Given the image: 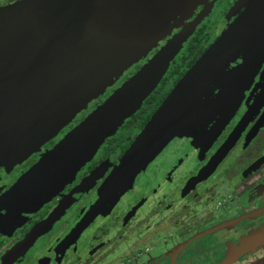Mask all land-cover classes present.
<instances>
[{"label": "flooded vegetation", "instance_id": "1", "mask_svg": "<svg viewBox=\"0 0 264 264\" xmlns=\"http://www.w3.org/2000/svg\"><path fill=\"white\" fill-rule=\"evenodd\" d=\"M67 3L42 0V7L29 15V0H0V11L12 8L11 22L19 23L0 42V86L7 82L2 80L6 72L28 57L29 48ZM249 3L255 5L254 47L246 56L249 43L228 61L225 86L220 93L213 90L204 119L194 123L191 133L168 140L131 183L107 192L123 154L187 69L179 74L184 65L176 58L188 39L201 29L208 47ZM199 13L200 21L139 107L60 188L30 209L10 207L4 197L56 144L54 139L87 112L79 109L55 135L36 141L45 116L47 124L56 118L47 112L53 95L38 98L42 105L31 111L27 105L17 113V93L29 86L27 80L0 102V264H264V242L258 246L250 236L264 226V0H186L169 20L170 32L160 45ZM139 66H131L119 81ZM115 86L104 97L87 101L89 106L99 104ZM3 115L13 117V126L1 127ZM43 222L45 228L12 257L19 242Z\"/></svg>", "mask_w": 264, "mask_h": 264}, {"label": "water", "instance_id": "2", "mask_svg": "<svg viewBox=\"0 0 264 264\" xmlns=\"http://www.w3.org/2000/svg\"><path fill=\"white\" fill-rule=\"evenodd\" d=\"M185 3L186 0H72L57 19L48 22L34 46L29 48L28 57L17 68L6 72L2 80L7 82L0 86V102L14 90H19V84L27 80L29 86L24 87V92L17 93L14 104L17 113L26 111L27 105L31 106L28 108L31 111L33 106L42 105L38 98L53 95V99L49 98L47 112L49 115L55 113L56 118L52 122L50 118L47 124L45 116L40 122L39 131L35 134L36 141H40L87 101L100 94L106 84L114 81L123 71L124 65L133 64L148 51L144 49H152L157 40L169 34V20L179 13ZM41 7L42 0H29V15L32 10ZM254 8L255 5L249 3L175 83L123 154L107 192L129 182L170 138L187 134L186 130L194 125L195 118L188 117L171 127L178 116L199 102L205 87L208 90L216 88L217 84L207 87V81L221 65L232 60L245 43L246 47L251 44L246 56L251 54L256 31ZM14 14L12 8L0 11V33H3L0 42L4 40L5 33L13 32L19 26V23L11 22ZM202 15L199 13L185 25L184 31L182 27L168 38L142 68L113 90L25 171L4 197L6 204L17 209H30L60 188L97 148L103 137L111 135L126 117L121 105L132 92L147 80L149 86L145 85L142 94L145 89L147 92L141 94L138 100L142 101L150 93ZM45 65L46 69H37ZM57 82L60 86L55 84ZM54 88L57 90L52 94ZM26 91H29L28 100ZM7 115L1 118L2 128L13 126V117ZM196 118L202 121L204 112L201 111L200 117ZM94 176L93 173L89 178ZM44 224L41 223L19 242L12 257L29 245L45 228ZM252 237L264 238V226Z\"/></svg>", "mask_w": 264, "mask_h": 264}, {"label": "rangeland", "instance_id": "3", "mask_svg": "<svg viewBox=\"0 0 264 264\" xmlns=\"http://www.w3.org/2000/svg\"><path fill=\"white\" fill-rule=\"evenodd\" d=\"M63 1V0H62ZM67 2H69V4L72 2V0H67ZM67 5H68V3H67ZM62 9H64V8H62ZM62 9H60L61 11H62ZM185 27V28H184ZM186 29V26L184 25L183 26V31ZM209 29V28H208ZM177 33V32H176ZM165 38V36H163V37H161L159 40H157V42L154 44V47L152 48V49H154V48H156V47H158V48H160L163 44H161L160 45V41H162L163 39ZM183 43V42H182ZM246 44L247 43H245L241 48H244V47H246ZM182 45V44H181ZM151 47V46H150ZM152 49H144V50H148L147 52H145V53H143V56L141 55L136 61H134V63L133 64H131V65H129V64H126V65H124V67H123V71H121V73L117 76V78L116 79H114V81H112V82H109L108 84H106V86L104 87V89L102 90V92L100 93V94H98L97 95V97L98 96H100V97H104V94H106L107 92V89L109 90L111 87H113V86H115L114 87V89L113 90H115V89H117L118 87H120L128 78H130L131 77V75L132 74H134V73H132L131 75H129L125 80H123V81H119V78L123 75H126V70L127 69H129L131 66L133 67L134 65H138V64H140V66L138 67L139 69L140 68H142V66L153 56V54L152 55H150L149 57H148V55H149V53L151 52V50ZM141 50H143V49H141ZM124 63V62H123ZM169 63V62H168ZM129 65V66H128ZM125 66H126V68H125ZM168 66V65H167ZM225 66H226V64H224V65H221L219 68H218V70L215 72V73H213V75L209 78V80L207 81V87H212V86H214V85H216V88L215 89H219L218 90V93H220V89L221 88H223V86H225V78L223 77V76H225L226 74H227V72L225 71ZM167 68V67H166ZM4 72V70H0V75H2V73ZM224 80V81H223ZM148 81L146 80V83L144 84V85H140V87H139V89L136 91V90H134L133 92H132V94L130 95V97H129V99L124 103V104H122L121 106H122V112H124V114L126 115V117L127 116H130V114L131 113H133L137 108H138V105H139V102L141 101H139L138 99H139V97L141 96V94H142V90L144 89V87H145V85H147V86H149V84L147 83ZM143 86V87H142ZM147 88V87H146ZM113 90H111L110 91V93L107 95V96H105V98L104 99H102L101 100V102L100 103H102L105 99H106V97H108L112 92H113ZM150 91V90H149ZM145 92H147V89H145L144 90V93L142 94V95H144L145 94ZM212 92H213V90H208V88H206L205 87V89H204V92H202L201 93V98H200V100H199V102L197 103V104H195L192 108H190L189 110H187L185 113H183V114H180L179 116H178V118L175 120V122L172 124V126L171 127H175L176 126V124L179 122V121H181V120H183V119H186V118H188V117H193V118H195V124H197L198 122H199V120L196 118L197 116H199L200 117V114H201V111H202V113L203 112H205V108H206V106H207V102L210 100V95L212 94ZM104 93V94H103ZM103 94V95H102ZM218 95H220V94H218ZM144 97H146V95L144 96ZM143 97V98H144ZM96 98V97H95ZM95 98H91L90 100H89V102H91V101H93V100H95ZM140 99H141V97H140ZM99 103V104H100ZM141 103V102H140ZM99 104H97V105H93L94 107L93 108H91V106H89V103H85V105L81 108V110L83 111V114L84 113H86L85 114V116L82 118V120L86 117V116H88V114H89V112L91 111V110H94V108H96V106H98ZM209 104V103H208ZM204 110V111H203ZM79 111V110H78ZM197 119V120H196ZM68 120L69 119H67V120H65L63 123H61V126L60 127H57V128H55L54 129V131L50 134V135H47L46 136V138H48V137H50V136H53V135H55L57 132H58V130L61 128V127H63L67 122H68ZM81 120V121H82ZM66 122V123H65ZM78 125V123L77 124H75L74 126H72L70 129H66V130H64L60 135H59V137H57V138H55L54 140H55V143H57V142H59L66 134H68V132H70L73 128H75L76 126ZM194 126V125H193ZM193 126H190L187 130H186V133H191V130H193ZM171 128H169V130H170ZM115 131V130H114ZM174 137V136H173ZM103 139H104V137H103ZM171 139V138H170ZM169 139V140H170ZM102 142V140L100 141V143ZM99 143V144H100ZM99 146V145H98ZM97 146V147H98ZM97 149V148H96ZM95 149V150H96ZM94 150V151H95ZM31 150L29 149V152H30ZM93 151V152H94ZM92 152V153H93ZM91 153V154H92ZM90 154V155H91ZM89 157V156H88ZM88 157L83 161V163L88 159ZM83 163H81V164H83ZM118 168V165L116 166V169ZM141 170V168L134 174V176L139 172ZM132 180V179H131ZM131 180L129 181V183H131ZM17 216H19L18 217V219H17V223L19 224L20 222H21V219H20V217H21V214L20 213H18V215ZM1 234H3V235H7V233L6 232H2L1 231ZM260 260V259H259ZM47 264V263H46ZM49 264V263H48ZM53 264H59V262H56V263H53Z\"/></svg>", "mask_w": 264, "mask_h": 264}, {"label": "trees", "instance_id": "4", "mask_svg": "<svg viewBox=\"0 0 264 264\" xmlns=\"http://www.w3.org/2000/svg\"><path fill=\"white\" fill-rule=\"evenodd\" d=\"M201 29L197 30L195 33H193V35L188 39V41L186 42V44L184 45L183 49L180 51L178 57L176 58V62L178 63V65L180 66L182 63L184 65V68L182 70L179 71V74L182 73V71H184L185 68H189L197 59L198 57L203 53V51L207 48H205V41L206 39H202L201 37ZM209 46V45H208ZM175 62V63H176ZM186 69V70H187ZM185 70V71H186ZM184 71V72H185ZM184 72L182 73V75L184 74ZM181 75V76H182ZM180 76V77H181ZM179 80V79H178ZM177 80V81H178ZM176 81V82H177ZM175 82V83H176ZM175 85V84H174ZM173 85V86H174ZM172 86V87H173ZM171 87V89H172ZM170 89V90H171ZM169 90V92H170ZM168 92V93H169ZM167 93V94H168ZM167 96V95H166ZM165 96V97H166ZM162 102V101H161ZM160 102V103H161ZM159 103V104H160ZM158 104V106H159ZM157 106V107H158ZM156 107V108H157ZM156 108L153 110V112L156 110ZM153 112L151 113V115L153 114ZM150 115V116H151ZM150 118V117H149ZM147 122V121H146ZM145 122V123H146ZM145 125V124H144Z\"/></svg>", "mask_w": 264, "mask_h": 264}, {"label": "crops", "instance_id": "5", "mask_svg": "<svg viewBox=\"0 0 264 264\" xmlns=\"http://www.w3.org/2000/svg\"><path fill=\"white\" fill-rule=\"evenodd\" d=\"M254 235V233H252L250 236H251V238H252V242H254V244H257L258 246L259 245H261V244H263V242H264V238H262V239H257V237H255V238H253L252 236ZM261 251H264V249H261Z\"/></svg>", "mask_w": 264, "mask_h": 264}]
</instances>
